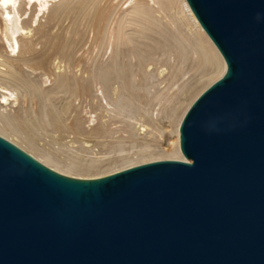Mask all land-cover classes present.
I'll return each mask as SVG.
<instances>
[{
  "label": "water",
  "instance_id": "95a60500",
  "mask_svg": "<svg viewBox=\"0 0 264 264\" xmlns=\"http://www.w3.org/2000/svg\"><path fill=\"white\" fill-rule=\"evenodd\" d=\"M227 69L186 160L59 173L0 135V264H264V0H186Z\"/></svg>",
  "mask_w": 264,
  "mask_h": 264
},
{
  "label": "rangeland",
  "instance_id": "374dc122",
  "mask_svg": "<svg viewBox=\"0 0 264 264\" xmlns=\"http://www.w3.org/2000/svg\"><path fill=\"white\" fill-rule=\"evenodd\" d=\"M55 1L59 2V0ZM128 4L125 3V0H66L60 5L57 4L50 14L46 13L44 16L40 12L35 16L33 14V19L30 17L31 6L27 5L25 7L27 13L24 14L23 20L28 21V25H25L27 28L25 33L28 32L29 38L22 41L18 58H11L9 55L11 49L5 41V26L0 13V56L6 63L19 69L14 79L6 75L5 77L0 76L1 83L16 89L18 99L15 104L2 108V110L23 116L21 121L23 128L26 129L27 121L24 116L25 111L28 114L31 112L32 99L39 96V99H35L38 104L36 106L38 113H41L45 105L42 95L38 91V84L45 93L50 94L54 104L64 105L68 98L63 91L64 89H70L67 88L70 85L63 84L62 86L63 78L66 82H70L75 76L81 78L90 75L91 82L86 83L89 99L95 97V94L101 93L98 91L96 93L94 90L93 82L95 78L99 80L97 76L100 73L101 75L107 73L111 76L109 90L112 92L115 103H117V94L122 96L124 91L131 96L146 98V101H148L154 96L153 94L157 93L159 88H169L174 78L179 79L187 75L185 78L188 80L192 76H196V56L194 57L191 54L188 44L186 50L179 48L173 37L176 32L174 26L166 25L164 30H161L159 25H153L152 29L137 28L136 25H131L125 29V35L123 34L120 41L109 43V16L116 15L117 20L112 24L111 30H114L117 36L120 19L127 13ZM7 24L13 31H18L22 27V21L16 15ZM8 35L11 37L10 33ZM17 35L21 36V32ZM204 35L207 37L206 34ZM184 58L187 62H185L183 68ZM22 61H30L38 71L34 73L30 68L24 66ZM63 72L66 77H63ZM21 79L29 81V85H23L20 82ZM133 85H140L143 90H137L132 87ZM148 86L151 87L150 93L146 89ZM209 86L211 85H201L198 91L184 102L183 109L177 111L175 115L161 113L162 125L167 128V133L163 134L162 139L156 132L150 140L162 144L165 148L173 143L179 132L176 128L178 122L180 126L190 106ZM113 90L116 94H113ZM60 96L61 100L59 99ZM84 99L83 108H86L88 99L85 97ZM102 101L105 102L103 99ZM123 103L126 104L127 101L125 100ZM162 107H165L164 102H162ZM162 107L160 112H162ZM76 113L77 108H72L73 117ZM99 113L101 112L98 111L97 114ZM82 115L86 117L85 113ZM129 115L130 112L117 120L115 122L116 126H124V122ZM167 115L169 119H167ZM85 124L89 128V124L87 122ZM31 129L36 133L40 147L46 148L48 152L54 154L55 158L65 164L67 163L66 160L72 157L73 154L83 153L85 150H91L85 153L87 157L91 156L94 159L100 156L103 157L108 151L107 147L111 146H104L102 143L108 142L111 144L112 142L109 137H105L106 134L103 129L99 128L96 131L98 137L96 134L92 135L94 131L85 134L89 135L86 137L70 134V131L64 130L62 126L47 131L40 127H31ZM14 141L21 145L16 144L17 146L44 163L42 159L45 155L42 151L31 146H24L16 139ZM128 148L131 149L130 146ZM173 159L175 158L168 153H154L147 158L137 159L133 165H130L131 163L122 164L119 154H115L112 156L111 161L103 163L102 167L91 170L79 169L72 177L95 179L140 164Z\"/></svg>",
  "mask_w": 264,
  "mask_h": 264
},
{
  "label": "bare ground",
  "instance_id": "6f19581e",
  "mask_svg": "<svg viewBox=\"0 0 264 264\" xmlns=\"http://www.w3.org/2000/svg\"><path fill=\"white\" fill-rule=\"evenodd\" d=\"M65 1L66 0H59V2L55 0H0V13L5 26V41L11 49L9 54L11 58L19 57L22 41L29 38L28 32L25 33L27 30L25 25H28V21L23 20L24 14L27 13L25 7L27 5L31 6L30 17L33 19V14L34 16L39 12L42 13L43 16L46 13L50 14L57 4L60 5ZM125 3H129L127 13L120 19L117 36L114 30H111L112 24L117 20L116 15L113 14L109 16V43L120 41L123 34L125 35V29L131 25H136L137 28L141 27L145 29H152L153 25H159L161 30H164L166 25L174 26L176 32L173 34V37L179 48L186 50L188 44L191 54L194 57L196 56V76H192L188 80L185 78L187 75L179 79L174 78L169 88H159L157 93L153 94L154 96L148 101H146V98H140L134 95L131 96L128 92L124 91L122 96L118 94L117 96L115 95L118 99L117 103H115L112 98V92L109 90L111 76L107 73L102 75L100 73V75L97 76L100 81L95 78L93 82L94 90L96 93L97 91L101 93L95 94V97L89 99L88 86L86 83L91 82L90 75L81 78L75 76L70 82H66L65 78H63L61 82L62 86L63 84L70 85V87H67L70 89H64L63 91L68 98L64 105L54 104L50 94L45 93L38 84V91L42 95L45 105L41 113H38L36 108L38 104L35 102V99H39V96L32 99L30 107L31 112L28 114L25 111L24 119L27 121L26 129L23 128L21 121L23 120V116L21 117L19 114L17 115L2 110V108L8 107L13 103L15 104L18 99L15 92L16 89L5 86L0 82V135L14 143V139H16L24 146H31L42 151L45 155L42 159L44 164L67 176H74L73 174L79 169L91 170L100 168L103 163L111 161L112 156L115 154H119L122 164L131 163L130 165H133L135 160L147 158L154 153H168L175 158L173 160H186L181 151L179 122L176 126L177 130H179L177 137L167 148L163 147L162 144L150 140L156 132L162 139L164 136L163 134L167 133V128L162 125L160 115H162L161 113H171L175 115L177 111L183 109L185 105L184 102L196 93L201 85H212L227 69L222 54L202 28L186 0H125ZM14 15L22 21V27H20L18 31H13L7 24L13 20ZM112 19L113 21L111 22ZM19 32H21V36L17 35ZM9 33L11 37H9ZM204 34H206L207 37H205ZM22 62L24 66L30 68L34 73L38 71L35 65H32L30 61ZM185 62H187V60L184 58L183 68ZM0 65V76L3 75L5 77L6 75L11 79L16 78L19 72L16 66L6 63L1 56ZM62 74L63 77H66L64 72ZM20 82L25 86L29 85V81L27 80L21 79ZM132 87L137 90H143L140 85H133ZM150 88V86L146 88L148 93L151 91ZM113 94H116L115 90H113ZM84 97L88 99L86 101V108H83L85 104ZM59 99L61 100V96ZM102 99L105 100V102H103ZM125 100L127 101L126 104L123 103ZM162 102L165 103V107H162ZM161 107L162 112H160ZM72 108H77V113L74 117L72 116ZM98 111L101 112L99 113L100 115L97 114ZM129 112L130 115L124 122V126H116L115 122ZM83 113L88 117H83ZM166 117L169 119L168 115ZM86 119L87 121H85ZM85 122L89 124L90 130L86 127ZM60 126H62L64 130L70 131V134L83 137L89 136L85 134L92 131H94L92 135L96 134L98 137L96 131L98 128L103 129L106 134L105 137H109L112 142L111 144L108 142H103L102 144L104 146L110 145L111 147H107L108 151L103 157L100 156L95 159L91 158V156L87 157L85 153L91 150H85L83 153L73 154L72 157L66 160V164L62 163L55 158L53 153L48 152L44 147H40V144H38L39 139L36 133L31 129V127H40L47 131L51 128ZM117 134L119 135L116 136ZM129 146L131 149L128 148Z\"/></svg>",
  "mask_w": 264,
  "mask_h": 264
}]
</instances>
